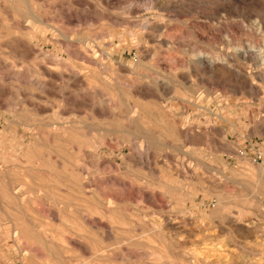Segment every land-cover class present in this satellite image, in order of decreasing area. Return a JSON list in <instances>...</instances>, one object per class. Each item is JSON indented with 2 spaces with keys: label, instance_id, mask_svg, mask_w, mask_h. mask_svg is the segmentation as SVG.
<instances>
[{
  "label": "rangeland",
  "instance_id": "374dc122",
  "mask_svg": "<svg viewBox=\"0 0 264 264\" xmlns=\"http://www.w3.org/2000/svg\"><path fill=\"white\" fill-rule=\"evenodd\" d=\"M0 264H264V0H0Z\"/></svg>",
  "mask_w": 264,
  "mask_h": 264
}]
</instances>
